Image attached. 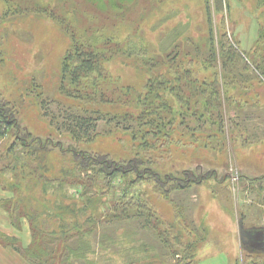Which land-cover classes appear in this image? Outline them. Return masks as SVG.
<instances>
[{
	"label": "rangeland",
	"instance_id": "1",
	"mask_svg": "<svg viewBox=\"0 0 264 264\" xmlns=\"http://www.w3.org/2000/svg\"><path fill=\"white\" fill-rule=\"evenodd\" d=\"M263 35L264 0H0V102L9 114L32 138L77 145L123 165L135 159L141 170L127 175L128 186L124 178L97 183L105 189L102 210L123 200L137 207L119 220L108 208L97 233L81 241L92 250L63 264H262V250L244 240L242 228L264 227ZM230 43L242 58L225 67ZM76 44L95 51L101 65L79 85L62 78ZM177 74L200 87L195 97L207 106L186 112L168 90L142 114L147 83ZM71 112L98 118L89 141L75 144L60 127ZM158 113L171 123L170 141L146 124ZM51 157L54 172L73 165L58 149ZM25 158L15 130L0 138V233L26 248L29 220L18 228L1 206L14 196L3 186L13 178L9 161L21 165ZM149 168L166 182L163 190ZM188 173L199 180L177 188L174 178ZM136 201L147 202L159 232L146 225L147 210ZM190 240L187 258L176 254L175 245Z\"/></svg>",
	"mask_w": 264,
	"mask_h": 264
},
{
	"label": "trees",
	"instance_id": "2",
	"mask_svg": "<svg viewBox=\"0 0 264 264\" xmlns=\"http://www.w3.org/2000/svg\"><path fill=\"white\" fill-rule=\"evenodd\" d=\"M219 3L224 4L225 0H219ZM238 51L230 43L227 52H223V64L225 67H228L229 63L237 58H242ZM97 56L95 51L90 48L85 47L83 44H76L74 52L69 53L64 61L62 69L63 81L68 80L70 84L79 85L83 77L100 69V60ZM174 77L173 79L166 77L160 80L159 83H154L153 80L147 83L148 93L145 95V108L142 109V114L147 110L155 109L156 101H158L157 95L159 96L160 93H165L168 90L175 93L179 101L186 105V112L187 110H198L207 106V103H204V105L200 103L202 100L200 97H195L202 91L199 86L191 81H189L191 83L182 81L180 74ZM66 87L65 83H63L62 88L66 90ZM186 89H189L190 94L186 95ZM217 92L213 87L210 96L215 98V95H219V92L216 94ZM67 93L70 92L68 91ZM165 105L166 103L163 102L162 108H165ZM170 110L171 108L167 109V111ZM163 111L165 112L164 109ZM183 111L184 107H182L180 114ZM158 115L161 118L145 120L146 124L152 125L150 131L154 136L159 137V134L164 132L163 139L170 141L172 134L170 125H167L170 121H165L162 117L163 113H158ZM66 117L67 120L60 127L62 129L65 128V131L75 144L85 140L89 141L93 138V134L97 131L96 122L98 118L92 115L72 112L68 113ZM14 130L16 131V139L20 141L23 147L24 156L26 155L25 160L28 162H23L19 165L21 161H9L11 164L13 161L15 162L12 166L13 178L5 181L3 186L5 189L11 190L14 196L11 199L4 200L1 206H4L12 216L16 227L19 228L22 225L21 220L23 217L29 220L32 242L25 248L19 243V239L6 233H0V242L13 246L34 264H63V262L67 261L64 259L69 256L84 258L85 254L92 249L88 247L86 241H83V243L81 241L84 239V235L94 236L97 233L103 221L102 216L108 211V208L116 212L111 217L117 220L129 218L128 213H131L129 211L132 206L131 202H124V200L122 201V206L119 205L120 203L113 201L112 207L102 210L104 205L101 203V197L105 189L104 187L102 190L97 189L95 186L101 179L112 182V180L117 178H124L125 186L130 185L132 179L127 177V175L134 171L136 173L139 171L140 174L141 171L138 167V160L131 159L126 165H123L106 156L98 155L96 157L87 150H79L77 145H65L62 141L54 142L52 139L32 138L31 133L25 127L20 126L0 102V138H4L6 134H10ZM135 134L137 135L136 132ZM17 144V141H15L9 148L10 153ZM56 149H58L60 157L66 158L65 160L70 159L73 162L71 167L65 168L61 166L58 167L57 172H54L55 168L52 165L51 153ZM69 156L73 157L70 158ZM145 170H148L152 176H156L157 180L155 183L163 190L166 182L160 178L158 173H155L152 169L150 170V168ZM49 173L52 175L50 178L47 177ZM186 176L185 179L183 177L174 178L177 188H186L192 182L199 180L194 177L193 173H188ZM72 189L75 192L72 193ZM124 190L125 193H128L126 188ZM75 193L79 194L80 198L86 202L79 205V199H72ZM136 203L141 205L138 206L140 209L147 210L146 225L159 232L158 223L152 215L154 213L150 210L148 211L147 202L136 201ZM132 207L137 206L135 204ZM84 217L85 219H83ZM75 231L80 232L76 233ZM182 237V232H180L177 235V240L179 241V238L182 239ZM75 239L78 245L74 244ZM194 244L195 242L192 240L186 241V243L180 242L181 246L175 245L176 254H181L182 252L183 257L187 258V253L194 247ZM177 246H180L181 249H177Z\"/></svg>",
	"mask_w": 264,
	"mask_h": 264
},
{
	"label": "crops",
	"instance_id": "3",
	"mask_svg": "<svg viewBox=\"0 0 264 264\" xmlns=\"http://www.w3.org/2000/svg\"><path fill=\"white\" fill-rule=\"evenodd\" d=\"M262 250V264H264V247ZM0 264H30L24 257L12 247L0 245Z\"/></svg>",
	"mask_w": 264,
	"mask_h": 264
},
{
	"label": "flooded vegetation",
	"instance_id": "4",
	"mask_svg": "<svg viewBox=\"0 0 264 264\" xmlns=\"http://www.w3.org/2000/svg\"><path fill=\"white\" fill-rule=\"evenodd\" d=\"M264 191V188L262 189ZM262 206L264 207V196L262 197ZM243 238L247 243L263 248L264 247V227L262 229L256 228H242Z\"/></svg>",
	"mask_w": 264,
	"mask_h": 264
}]
</instances>
